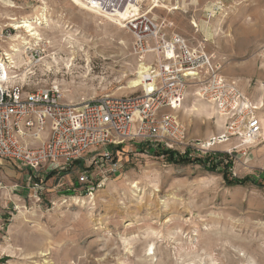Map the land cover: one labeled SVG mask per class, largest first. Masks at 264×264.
I'll return each instance as SVG.
<instances>
[{"label": "rangeland", "instance_id": "374dc122", "mask_svg": "<svg viewBox=\"0 0 264 264\" xmlns=\"http://www.w3.org/2000/svg\"><path fill=\"white\" fill-rule=\"evenodd\" d=\"M75 3L0 0L1 26L23 18L43 39L31 87L59 83L70 102L142 92L151 67L134 32ZM152 4L148 17L262 105L260 139H224L214 106L188 93L173 111L188 145L129 142L110 146L111 159L98 149L36 170L0 158V264H264V0Z\"/></svg>", "mask_w": 264, "mask_h": 264}, {"label": "built area", "instance_id": "2783aa9c", "mask_svg": "<svg viewBox=\"0 0 264 264\" xmlns=\"http://www.w3.org/2000/svg\"><path fill=\"white\" fill-rule=\"evenodd\" d=\"M78 1L134 32L133 52L151 67L146 85L140 93L104 94L81 102L66 101L56 82L33 88L28 80L37 73L30 66L41 57L38 46L43 39L17 43L20 29L10 20L0 25V158L36 170L98 149L111 159L110 146L129 142L188 145V129L173 112L188 93L215 107L224 119V139H239L247 149L258 142L262 105L223 74L212 54L192 47L178 33H167L166 24L148 17L155 4L147 8V0Z\"/></svg>", "mask_w": 264, "mask_h": 264}, {"label": "bare ground", "instance_id": "6f19581e", "mask_svg": "<svg viewBox=\"0 0 264 264\" xmlns=\"http://www.w3.org/2000/svg\"><path fill=\"white\" fill-rule=\"evenodd\" d=\"M75 4H77V3H75ZM77 6H80V4L78 5L77 4ZM90 12V11H89ZM92 13V12H91ZM94 14V13H93ZM95 16H97L96 14H95ZM99 17V16H98ZM100 18V17H99ZM100 19H102V18H100ZM11 20L13 21V24L16 26V28L17 29H20V30H18L17 31V34L15 35V39H17V40H19V39H21V44H24V43H28V42H32L31 40L32 39H30V38H36L35 40H38V39H42V37L41 36H39L40 34H39V32H38V27L37 26H35L33 23H29L28 21H22L23 20V18L22 19H20V20H17V18L15 19V18H11ZM101 22H102V20H101ZM38 25V24H37ZM40 27V26H39ZM21 29L24 31V32H26L27 34H26V36L27 37H23L22 35H19L20 33H21ZM71 37V36H70ZM19 43V44H20ZM14 46V48H16V50H19L20 49V47H19V45L17 44H14L13 45ZM199 100V99H198ZM199 107H201V106H197L196 104H193V105H190L187 109L188 110H200V108ZM207 107H208V105H207ZM211 107H213L212 105H211ZM213 109L215 110V108L213 107ZM200 112H201V110H200ZM215 112H216V110H215ZM211 113L212 112H210V110H208L207 109V112H206V114L208 115V116H210V118H212L211 116ZM203 114V113H202ZM220 119H221V117H220ZM153 247V246H152ZM150 252H151V250H150ZM153 253V252H152Z\"/></svg>", "mask_w": 264, "mask_h": 264}, {"label": "crops", "instance_id": "0c3cea01", "mask_svg": "<svg viewBox=\"0 0 264 264\" xmlns=\"http://www.w3.org/2000/svg\"><path fill=\"white\" fill-rule=\"evenodd\" d=\"M207 110V109H206Z\"/></svg>", "mask_w": 264, "mask_h": 264}]
</instances>
